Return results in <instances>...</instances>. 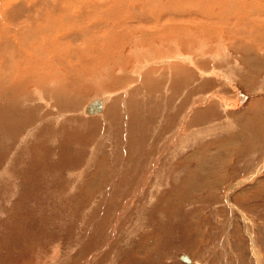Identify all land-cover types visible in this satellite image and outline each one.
Wrapping results in <instances>:
<instances>
[{"label": "rangeland", "instance_id": "1", "mask_svg": "<svg viewBox=\"0 0 264 264\" xmlns=\"http://www.w3.org/2000/svg\"><path fill=\"white\" fill-rule=\"evenodd\" d=\"M4 1L0 264H264V0Z\"/></svg>", "mask_w": 264, "mask_h": 264}, {"label": "bare ground", "instance_id": "2", "mask_svg": "<svg viewBox=\"0 0 264 264\" xmlns=\"http://www.w3.org/2000/svg\"><path fill=\"white\" fill-rule=\"evenodd\" d=\"M158 1V0H157ZM156 1V2H157ZM210 1V0H209ZM27 2V1H26ZM26 2H25V4L24 3H18V4H16V5H22L23 6V8H22V10H21V12H20V10H19V8L20 7H15L14 9H12V10H9L10 12L11 11H13V13L14 14H16V15H25V16H29V18L31 17V12H37V9L36 8H39V3H44V0H34V1H32V2H30V4H27L26 5ZM54 2H56V3H54L53 5H57V6H62V5H68V3H66V4H64L65 2H68V0H54ZM61 2V3H60ZM83 2V1H82ZM160 2V1H159ZM260 2V1H259ZM70 5H69V9L70 8H74L75 6H77V5H79V6H82V3L80 4V2L77 0V2H76V0H74V1H72V0H70ZM165 3V2H164ZM169 3V2H168ZM168 3H167V6L166 7H169L168 6ZM4 4H7V2H5L4 0H0V32H4L5 34H12L13 35V32H15V31H12V29L10 28V27H7L8 25V21H7V19H6V13L8 12V11H6V9L4 8ZM61 4V5H60ZM156 4V3H155ZM161 4V2L159 3V5ZM208 4V3H207ZM261 4V3H260ZM45 5H47V4H45ZM52 4H49V6H51ZM94 5H96V4H94ZM93 5V6H94ZM117 5V4H116ZM215 5V4H214ZM219 5V4H218ZM27 7V8H24V7ZM149 6V5H148ZM153 6H154V4H153ZM161 6H163V5H161ZM198 8L199 6H197L196 4L194 5V8H196V7ZM212 6V5H211ZM262 9H264V2H262ZM106 7V6H105ZM108 7V6H107ZM160 7V6H159ZM159 7H157V8H159ZM164 7V6H163ZM205 8L207 7V6H204ZM214 7V6H213ZM211 8V7H210ZM216 8V7H215ZM5 9V12H1V11H3ZM69 9H68V13L64 16V17H62L60 20H62V22H59L58 21V23L57 24H55V25H50V26H46L47 28H46V30L48 31V34H50L51 36L53 35V34H55L56 33V31L58 30V29H60V30H58V31H61L62 29H64V28H66V27H68V26H72L73 24H69L71 21H77L78 23H80L81 24V18L79 17V16H73V15H70L71 14V12H70V14H69ZM81 9L83 10V7H81ZM134 9H136V8H134ZM151 9V8H150ZM214 9V8H213ZM99 10V9H98ZM130 10V9H129ZM139 10V9H138ZM163 10V9H162ZM96 11V10H95ZM94 11V12H95ZM101 11V10H100ZM99 11V12H100ZM151 11V10H150ZM164 11V10H163ZM162 11V12H163ZM205 11H207V9L205 10ZM211 11H212V9H211ZM214 11V10H213ZM252 11H253V9H252ZM97 12V11H96ZM99 12H98V14H99ZM104 12V11H103ZM102 12V13H103ZM149 12V11H148ZM159 12V11H158ZM169 12V11H168ZM101 12H100V14L101 15H103L104 16V13L102 14ZM105 13H107L106 11H105ZM127 13H128V16H130L129 15V12L127 11ZM146 13V12H145ZM144 13V14H145ZM204 13V12H203ZM208 13V12H207ZM149 14V13H148ZM159 14H161V12H159ZM109 15V14H108ZM207 15V14H206ZM177 17V16H176ZM185 18V17H184ZM187 18V17H186ZM189 18V17H188ZM158 19V18H157ZM179 18L177 17V19H175V20H178ZM70 20V21H69ZM186 21L187 20H185V23H186ZM188 21H189V19H188ZM187 21V23H189ZM243 21V20H242ZM15 22V21H14ZM125 23L124 24H127V23H130V22H127V20H125L124 21ZM179 22V21H178ZM72 23V22H71ZM11 25V24H10ZM176 25V24H175ZM181 25V24H180ZM179 25V26H180ZM161 26V25H160ZM184 26V25H183ZM253 26H255V25H253ZM175 27V26H174ZM45 28V27H44ZM69 28H71V27H69ZM69 28H67V29H69ZM170 28V27H169ZM178 29V26L177 27H175V29ZM198 28V27H197ZM185 29H187V28H185ZM53 30H55V31H53ZM75 30V29H74ZM180 30H184V28L183 29H180ZM197 30V29H196ZM199 30V29H198ZM201 31H203L202 29H200ZM199 30V31H200ZM159 31V30H158ZM170 31V30H169ZM176 31H179V29L178 30H176ZM175 31V32H176ZM185 31V30H184ZM39 32V31H38ZM66 32H68V31H66ZM78 32H82V29L81 30H79ZM142 32V31H141ZM161 32H162V30H161ZM161 32H159V34H157L158 36L160 35V33ZM19 31L17 32V35L19 36ZM46 33V32H45ZM144 33V32H143ZM163 33V32H162ZM36 34V33H35ZM137 34H139V33H137ZM178 34H179V32H178ZM46 35V34H45ZM69 35V34H68ZM145 35V34H144ZM134 36H135V34H134ZM142 36V35H141ZM157 36V37H158ZM33 37V36H32ZM39 37V36H38ZM54 36H52V38H53ZM76 36L74 35H69V40H71V39H73V38H75ZM152 37V36H151ZM34 38V37H33ZM85 38V37H84ZM135 38V37H134ZM147 39H148V37H146ZM169 38V37H168ZM173 38H176V37H174L173 36ZM140 39H143V38H140ZM152 39V38H151ZM42 40V39H41ZM165 41V40H164ZM10 40H8V43L6 44V50H5V54L6 55H8V56H10V52L11 51H13V50H15L14 52L16 53V55L15 56H17L16 58H17V61H16V65H15V69H16V71L18 72V73H21L22 71H23V69L26 67V66H28L29 64H30V60H24L23 59V55H20L19 54V51H17V49H13L12 47H11V49L9 48V45H10ZM174 43V42H173ZM118 44V43H117ZM132 44H134V42L132 43ZM135 44H137L136 42H135ZM161 44V43H160ZM115 45V44H114ZM157 45V44H156ZM158 46V45H157ZM50 47L52 48V50L54 51V50H56V49H58V46H55V44H53V43H51L50 44ZM138 47V46H137ZM27 48H29V49H31L32 50V53H29V54H32V55H34V53H35V51H36V49H34L32 46H27ZM134 48V47H133ZM123 49V48H122ZM39 50V49H38ZM37 50V51H38ZM120 50V49H119ZM107 51V50H106ZM180 51V50H179ZM131 52V51H130ZM150 52V51H149ZM40 53V52H39ZM152 55V54H151ZM29 57H30V55H28ZM43 56H44V52H43ZM154 56V55H153ZM31 59H32V61L33 60H38L37 62H36V66H35V68L37 69V73L35 74V76H34V79L36 80V81H39V82H41V83H46V84H51V83H56V80H57V78L54 80V82H53V80H48V79H50V74L49 73H47L46 71H51V72H53L55 75H58L57 73H58V70H51V68H53V65H54V59L53 60H48V58H46L45 56L43 57V58H34V57H30ZM49 58H51V57H49ZM12 65H13V62H12ZM11 65V67H10V69L11 70H14V68H13V66ZM106 66V65H105ZM1 67H2V62L0 61V69H1ZM44 69H46V73H43L42 71L44 70ZM105 69V68H104ZM59 76V75H58ZM54 77H56V76H54ZM1 80V79H0ZM39 82H37V84L39 85L40 83ZM3 83L4 84H7V78H6V76H4V78H3ZM57 84H60V82H57ZM4 89H6L5 87L3 88V90ZM100 99V98H99ZM96 101H98L100 104H101V110L100 111H98V112H96V113H94V114H99V113H101L102 112V107H104L105 105H104V101L102 100V99H100V100H98V99H95ZM90 104V103H89ZM88 104V105H89ZM87 105V106H88ZM86 106V107H87ZM85 113H86V115H94V114H88L87 112H86V109H85ZM187 256V255H186ZM188 257V256H187ZM189 258V257H188ZM190 259V258H189ZM191 262V261H190Z\"/></svg>", "mask_w": 264, "mask_h": 264}, {"label": "water", "instance_id": "3", "mask_svg": "<svg viewBox=\"0 0 264 264\" xmlns=\"http://www.w3.org/2000/svg\"><path fill=\"white\" fill-rule=\"evenodd\" d=\"M100 110H101V104H100L98 101H96V100L92 101V102L86 107V112H87L88 114H94V113H96V112H98V111H100ZM180 260H181L182 262H184V263H190V259H189L186 255H181V256H180Z\"/></svg>", "mask_w": 264, "mask_h": 264}]
</instances>
